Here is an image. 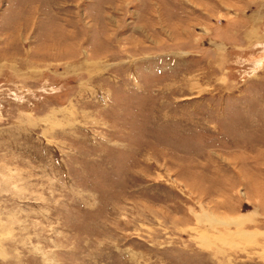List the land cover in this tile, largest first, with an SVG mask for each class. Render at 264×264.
<instances>
[{
	"label": "rangeland",
	"instance_id": "rangeland-1",
	"mask_svg": "<svg viewBox=\"0 0 264 264\" xmlns=\"http://www.w3.org/2000/svg\"><path fill=\"white\" fill-rule=\"evenodd\" d=\"M0 264H264V0H0Z\"/></svg>",
	"mask_w": 264,
	"mask_h": 264
}]
</instances>
